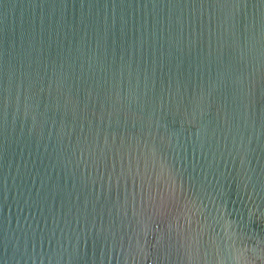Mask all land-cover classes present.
Here are the masks:
<instances>
[{"label":"water","instance_id":"water-1","mask_svg":"<svg viewBox=\"0 0 264 264\" xmlns=\"http://www.w3.org/2000/svg\"><path fill=\"white\" fill-rule=\"evenodd\" d=\"M0 264H264V0H0Z\"/></svg>","mask_w":264,"mask_h":264}]
</instances>
